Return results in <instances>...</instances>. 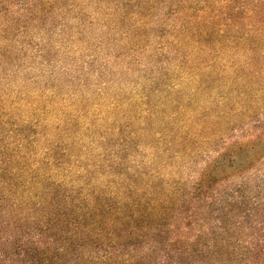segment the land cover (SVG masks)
<instances>
[{"label":"trees","instance_id":"obj_1","mask_svg":"<svg viewBox=\"0 0 264 264\" xmlns=\"http://www.w3.org/2000/svg\"><path fill=\"white\" fill-rule=\"evenodd\" d=\"M0 16V264H264V0H0ZM79 43L80 89L112 64L141 77L77 129L104 151L82 171L24 131L33 95L13 91L29 59L73 64Z\"/></svg>","mask_w":264,"mask_h":264},{"label":"rangeland","instance_id":"obj_2","mask_svg":"<svg viewBox=\"0 0 264 264\" xmlns=\"http://www.w3.org/2000/svg\"><path fill=\"white\" fill-rule=\"evenodd\" d=\"M13 7H17L18 9L19 5L13 4ZM15 10L16 9L13 8L10 16L15 14ZM35 40L40 43H43L44 41L41 35H36ZM57 41L59 40L56 39L55 42L57 48H61L62 52H65L63 46H61ZM86 45L87 44L83 45L81 43L77 45L79 52L76 55L80 60L73 64L66 59L67 56L64 54L55 59L53 62L47 64H43L39 59L37 61L29 59L26 66V71L20 73L15 78V88L13 90L17 97L33 95L31 96L32 98H27V100L30 101L29 104H31V107L29 106L28 110L25 112L23 110L26 107H24L20 112V116L18 117V122L20 123V126L24 128V131L29 132L30 130V133L31 131L34 133H46L47 135H50V137L57 144L64 147L69 146V149L71 148V151H73L75 155L79 157L83 155L84 163H78V166H76V168L80 171H82V167L86 164L93 163L94 157L96 158V156L100 155L104 151L102 148L98 147V143H100V141H94L90 138H85L82 140L79 139L80 136L75 138L77 129L80 128L82 133L85 132V129L90 127V118L94 116L92 114V110H97L98 108H102V110L105 111L110 110L108 105L111 102L114 94L119 93V97L124 98L131 94L138 93V89L141 85L139 84L141 82V77L138 73H122L121 68L118 65L112 64L110 72L115 74L114 80H111L112 77L109 75L102 77L100 68L95 69L88 74L89 85L83 86V88L80 89L78 81L79 77L83 73V71L79 69L81 65L79 63L82 61V54L80 51L85 48ZM28 78L31 79V87L29 88V91L22 90L27 87ZM67 80H72L73 83L67 86L64 85L58 91L56 97L50 100L52 102L54 99V105L50 108L51 113L43 114L41 112H37L33 115L30 114L32 108L34 109L39 106L38 98L43 93V88H47L44 90L45 94L47 93L48 95H51L53 91L48 88L53 87L55 84L60 85L61 82L64 84L67 82ZM106 80H109L107 84L104 83ZM20 92L25 93L19 94ZM86 99H90V102L86 103V105L88 104L87 106L89 110L91 109V112L89 117L83 116L80 119L77 117L78 113L75 111V109L70 108V105H80L85 102ZM29 104L27 103V107ZM57 109L60 110L58 111ZM109 116L110 119H112V113H109ZM31 123L38 124L39 126L33 127L31 126ZM80 146H82V148H79ZM260 149L264 151V145H262ZM86 157L89 160H87ZM192 169L193 168L188 166L184 175L187 177Z\"/></svg>","mask_w":264,"mask_h":264}]
</instances>
